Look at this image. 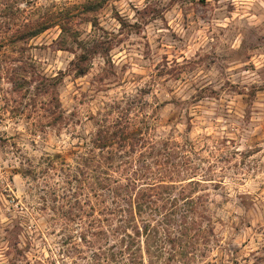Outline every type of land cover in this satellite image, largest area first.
Instances as JSON below:
<instances>
[{"label":"rangeland","instance_id":"1","mask_svg":"<svg viewBox=\"0 0 264 264\" xmlns=\"http://www.w3.org/2000/svg\"><path fill=\"white\" fill-rule=\"evenodd\" d=\"M33 21L58 23L14 41ZM144 118L198 148L233 141L211 177L225 183L194 189L213 230L180 264H264V0H21L0 13V264H53L66 236L55 155L72 162L101 126Z\"/></svg>","mask_w":264,"mask_h":264},{"label":"trees","instance_id":"2","mask_svg":"<svg viewBox=\"0 0 264 264\" xmlns=\"http://www.w3.org/2000/svg\"><path fill=\"white\" fill-rule=\"evenodd\" d=\"M20 1L0 0V13ZM57 23H24L15 28L12 38L29 40ZM75 67L78 75L87 73L85 56ZM24 79L12 80L16 91L22 90ZM44 80L50 83H43L38 95L60 83L57 76ZM55 103L52 113L60 108L57 99ZM209 140L210 135L198 148L188 138L179 141L158 136L157 128L146 118L124 123L113 120L97 130L91 146L72 152V162L55 155L54 175L61 179L56 183L65 185L61 193L59 187L53 188V200L59 203L57 219L66 236L54 252L53 264H65L68 259L71 264H180L192 260L200 241L207 238L205 223L211 230L214 226L208 198L194 189L225 183L211 177L217 175L215 166L229 160L224 149L233 142ZM201 151L209 152L208 156ZM200 162L209 165L204 168Z\"/></svg>","mask_w":264,"mask_h":264}]
</instances>
